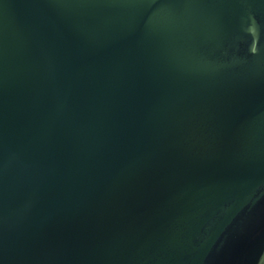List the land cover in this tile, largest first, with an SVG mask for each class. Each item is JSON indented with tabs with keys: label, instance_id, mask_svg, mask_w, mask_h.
<instances>
[{
	"label": "water",
	"instance_id": "1",
	"mask_svg": "<svg viewBox=\"0 0 264 264\" xmlns=\"http://www.w3.org/2000/svg\"><path fill=\"white\" fill-rule=\"evenodd\" d=\"M0 264H264V0H0Z\"/></svg>",
	"mask_w": 264,
	"mask_h": 264
}]
</instances>
